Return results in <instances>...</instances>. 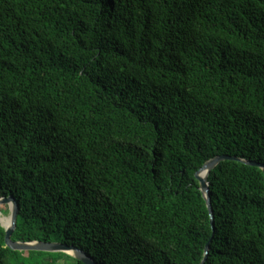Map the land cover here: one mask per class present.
<instances>
[{"label":"trees","instance_id":"obj_1","mask_svg":"<svg viewBox=\"0 0 264 264\" xmlns=\"http://www.w3.org/2000/svg\"><path fill=\"white\" fill-rule=\"evenodd\" d=\"M221 155L264 165V0H0L13 241L200 264L210 240L204 264H264L261 169L210 173V227L194 174ZM23 253L65 255L12 251L0 227V264Z\"/></svg>","mask_w":264,"mask_h":264},{"label":"water","instance_id":"obj_2","mask_svg":"<svg viewBox=\"0 0 264 264\" xmlns=\"http://www.w3.org/2000/svg\"><path fill=\"white\" fill-rule=\"evenodd\" d=\"M224 161H235L247 166L257 167L261 169L263 175H264V165L249 161L243 158L235 157V156H229V155H221L216 156L208 161H206L194 174L195 180L198 182L199 186L198 189L201 193V196L205 202L208 217H209V223L210 227L213 230V208H212V202H211V196L209 192V183H208V177L210 173L222 162ZM0 206H8L9 210V218H10V224L7 228H4L1 223L0 227L4 230V245L6 248L12 250V251H18V252H28V251H36V252H49V253H64L71 258L75 259L76 261H79L83 264H96L94 260L88 256L85 252H83L80 249H77L72 246H67L61 243H54V242H16L11 239L12 234L16 228V218L18 215V204L16 203L15 199L11 196H2L0 197ZM2 214L0 213V216ZM210 247V240L206 243L204 248V256L202 258V261L200 264H204Z\"/></svg>","mask_w":264,"mask_h":264},{"label":"rangeland","instance_id":"obj_3","mask_svg":"<svg viewBox=\"0 0 264 264\" xmlns=\"http://www.w3.org/2000/svg\"><path fill=\"white\" fill-rule=\"evenodd\" d=\"M4 209L7 210L6 214H3L0 210V213L2 214L1 216H9L8 213V206H4ZM36 252V251H33ZM41 253H49V252H41ZM50 256H46V255H39V254H32L31 256L25 255L24 253L21 255V260L19 262V264H40V263H46ZM74 261L72 260V258H70L68 255H62L60 256V258L57 260L56 264H73Z\"/></svg>","mask_w":264,"mask_h":264},{"label":"bare ground","instance_id":"obj_4","mask_svg":"<svg viewBox=\"0 0 264 264\" xmlns=\"http://www.w3.org/2000/svg\"><path fill=\"white\" fill-rule=\"evenodd\" d=\"M0 223H1V225H2L4 228H7V227L9 226V224H10V220H9V222H5V221H4V216H0Z\"/></svg>","mask_w":264,"mask_h":264}]
</instances>
